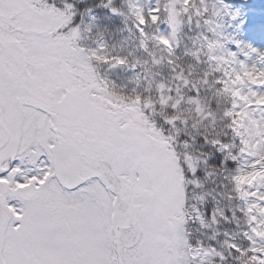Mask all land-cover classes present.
<instances>
[{
	"label": "snow or ice",
	"instance_id": "6c2138e0",
	"mask_svg": "<svg viewBox=\"0 0 264 264\" xmlns=\"http://www.w3.org/2000/svg\"><path fill=\"white\" fill-rule=\"evenodd\" d=\"M183 3L187 12L189 0ZM221 3L243 35L234 34L226 56L210 57L240 65L215 83L248 104H264V93L249 89L253 100L237 87L246 78L264 85V69L250 71L246 64L253 54L264 62V48L248 36L258 31L264 41V16L255 20L232 0ZM160 11L158 4L147 17L137 12L141 47H147L145 26ZM170 20L178 23L174 15ZM82 21L77 0H0V264H189L213 255L220 264L230 257L264 264V136L250 142L241 134L242 110L234 99L224 115L239 138L238 153L218 137H202L223 154L219 165L234 166L230 179L246 200L240 210L248 216L247 247L227 240V255L211 246L186 252L183 208L187 185L198 186L189 176L198 174L199 160L188 151L192 137L173 134L188 126L183 96L171 88L166 94L163 83L155 99L118 90L98 67L127 66L128 58L110 54L103 43H82ZM152 39L171 51L168 35ZM160 109L168 115L158 119ZM239 154L253 157L248 171L238 167ZM254 181L255 190L247 192L244 184Z\"/></svg>",
	"mask_w": 264,
	"mask_h": 264
},
{
	"label": "trees",
	"instance_id": "16d2710c",
	"mask_svg": "<svg viewBox=\"0 0 264 264\" xmlns=\"http://www.w3.org/2000/svg\"><path fill=\"white\" fill-rule=\"evenodd\" d=\"M99 1L77 0L78 9L93 7ZM219 3L221 4V0H189L188 10L185 12L183 0H179L177 5L184 20L189 18L190 8L195 7V13L199 11L197 15L201 16L203 25L200 28H193L192 21L184 22L185 26L191 27L186 32H179L176 39L172 38L171 51L152 39L154 35L170 33L166 13L160 12L156 23L149 22L145 26L146 48L141 47V38L134 27L138 11H142L147 17L149 10L158 4L161 9V6L165 7L166 0H117L108 7L89 10L85 16V23L81 24V34L82 43L85 45L95 47L97 43L108 44L110 49L106 48L107 52L128 58L127 66L98 67L102 75L115 81L118 90L130 92L135 89L155 99L157 85L163 83L166 86V94L167 89L171 88L174 96H183L180 107L183 109V116L188 120V126L180 127L173 134L178 135L181 141L192 137L188 151L191 152L194 163L199 160L196 164L198 174L189 176V180L198 186L187 185L188 200L184 206V209L194 217L189 237L203 248L211 246L227 255L228 249L225 245L227 240L247 247L243 233L248 227V216L240 210L245 207L246 200L235 190L230 179L232 174L228 171L227 165L221 166L217 163L223 154L216 153L202 142V137L209 135L228 143L233 154L238 153L240 147L239 138H234L224 113L232 108L234 99L239 105L236 111H240L244 100L225 93L221 86L215 83L217 78L225 79V71L231 72L232 69L239 71L240 65L210 59L211 56H226L227 50L231 48L230 42L226 41L223 20H220L222 18L213 10L212 4ZM113 8L117 9L116 14L110 11ZM210 41H220L223 47L210 50L207 47ZM154 59L157 62L154 63ZM169 60L172 61L171 64ZM132 64H136V67L132 68ZM177 76L187 79L188 83L184 84L183 79H177ZM247 84L244 80L242 85L237 86L241 89L242 95L247 93ZM193 85L196 90L193 89ZM198 106L202 109L199 114L196 111ZM206 113L208 115H205ZM156 115L159 119L168 113L160 109ZM192 124L196 125L195 129L191 127ZM239 131L242 134V128ZM240 155L239 161L245 162ZM228 163L231 164V161ZM243 188L250 193L251 187H248L247 183ZM252 199L251 196L247 197L248 202ZM198 215L200 219H197ZM245 261V257L239 259L230 257L227 264H245ZM189 264L220 262L213 255L205 257L203 261L200 257L196 258V261L189 258Z\"/></svg>",
	"mask_w": 264,
	"mask_h": 264
},
{
	"label": "rangeland",
	"instance_id": "374dc122",
	"mask_svg": "<svg viewBox=\"0 0 264 264\" xmlns=\"http://www.w3.org/2000/svg\"><path fill=\"white\" fill-rule=\"evenodd\" d=\"M115 1L117 0H100L93 7L89 6V7L79 8L78 11L82 14L83 17V21L81 24L85 23L86 21L85 16L88 14L89 10L108 7ZM232 2L235 7L240 8L242 16L244 14H247L249 17L255 20H259L261 16H264V0H232ZM166 3L167 4L165 7L161 6L162 9L160 12L166 13V16L168 18L167 21L170 26V33L168 34V36L171 39L172 38L176 39V36L178 35L179 32L181 33L186 32L187 29H189L192 25L194 26L193 28L195 27L200 28L201 25H203L201 16L195 13V9H196L195 7L190 8V10L188 11L189 18L187 20H184V18L182 17V13L177 5L179 3V0H166ZM191 4L195 5L196 2H191ZM212 6L216 14L222 18L220 20H223L222 22L224 24L223 30L224 32H226L227 42H230V39L234 36V34L243 35L240 29L236 28L235 23L228 20L227 15L224 13V8L222 3L215 5L212 4ZM209 8L211 9V5H209ZM173 15L176 17V20L178 21V23H176L175 26L172 25V22L170 20V17ZM219 16L217 17L219 18ZM189 21H192L191 26L189 27L185 26L184 22H189ZM248 36H249V40L254 44V46L264 48V41L261 40L258 31L255 33L250 32ZM105 48L110 49V46L106 44ZM245 51H247V49H245ZM240 59H245V58L243 56H240ZM246 64L248 65L250 71L252 70L253 65H255L256 71L264 69V62L258 60L254 54L246 59ZM253 74L255 73L253 72ZM245 81L248 83L247 84L248 90L246 94L248 95L249 99H253V100L255 99V97H252L249 89L254 90L258 94L264 93V85L253 84L247 78L245 79ZM241 110H240L241 115L239 116V120L244 125V127H242V135L248 138L250 142H254L260 136H264V104H256V103L248 104L244 100V104L243 107H241ZM240 158L245 160V162L239 161L238 167L240 169H241V165L248 166L249 161L253 159V157L247 156L246 154H241ZM227 168L231 174H234V166L232 165V163L231 164L228 163ZM243 171H248V170H243ZM260 179L261 177H256L255 181H259ZM255 181L253 182V186L250 188V192L255 190V186H256ZM260 191L264 192V188H261ZM261 203H264V201H262ZM183 214L188 218V222L184 225V230H185L184 235L186 237L188 245L191 246L190 249L186 247L185 251L195 252L197 251L198 248H201V246L195 243L189 237L191 234V226L194 222V217L189 211L185 210L184 208H183ZM198 257L199 256H197V258Z\"/></svg>",
	"mask_w": 264,
	"mask_h": 264
},
{
	"label": "bare ground",
	"instance_id": "6f19581e",
	"mask_svg": "<svg viewBox=\"0 0 264 264\" xmlns=\"http://www.w3.org/2000/svg\"><path fill=\"white\" fill-rule=\"evenodd\" d=\"M241 170H248V167L241 165Z\"/></svg>",
	"mask_w": 264,
	"mask_h": 264
}]
</instances>
